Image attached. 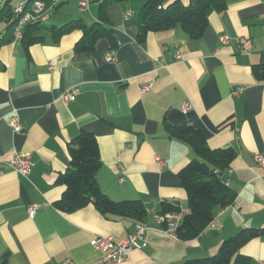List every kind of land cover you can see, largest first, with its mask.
<instances>
[{"label": "crops", "instance_id": "0c3cea01", "mask_svg": "<svg viewBox=\"0 0 264 264\" xmlns=\"http://www.w3.org/2000/svg\"><path fill=\"white\" fill-rule=\"evenodd\" d=\"M79 1L61 2L50 18L58 21L53 25L97 22L99 1L89 0L97 5L84 12ZM179 1L187 6L191 0ZM146 2L108 7L115 49L103 38L93 52H76L80 30L58 42L45 36L28 50L15 39L0 47V264H61L65 259L92 264L100 256L91 245L95 237L119 241L139 225L104 216L93 205L72 213L56 208L64 191L58 177L70 167L68 143L81 131L99 143L100 190L112 201H141L147 209L146 246L133 250L123 264H184L216 255L242 229H264V171L255 162L256 154H264V82L252 72L264 52V0H230L223 13L210 14L200 39L176 27L138 43ZM221 37L228 43L222 44ZM243 39L252 42L249 51ZM241 87L244 91L234 95ZM70 90H76L74 100L64 101ZM185 102L189 110L183 109ZM15 110L21 132L11 125ZM167 123L193 124L210 148L231 147L238 154L224 176L237 192L235 202L219 209L192 240L174 238L154 221L164 203L188 207L179 172L198 157L189 144L169 136ZM14 151L32 155L29 177L8 166ZM32 204L42 205L33 218ZM230 264H264V236L243 246Z\"/></svg>", "mask_w": 264, "mask_h": 264}, {"label": "trees", "instance_id": "16d2710c", "mask_svg": "<svg viewBox=\"0 0 264 264\" xmlns=\"http://www.w3.org/2000/svg\"><path fill=\"white\" fill-rule=\"evenodd\" d=\"M98 1L100 4L98 20L91 26L84 24L81 19L59 27L47 26L44 24L47 21H32L25 24L21 42L28 50L30 46L41 43L45 36H51L58 42L64 35L80 30L82 36L76 43V52H93L98 41L103 38L109 39L112 49L117 48L114 30L108 17V7L127 0ZM229 1L191 0L189 5L185 6L179 0H147L142 10L137 41L144 43L150 33L169 31L176 27L182 28L190 38L200 39L209 25L210 14L214 11L223 13ZM60 6H57L55 11ZM14 7L9 0L3 11H0V20L6 24L5 31L0 32V47L14 39V24L10 23ZM252 72L256 81L264 82V52L262 61L253 66ZM166 129L170 137L189 144L198 155L179 172L188 196L190 213L185 216L178 230V238L192 240L205 231L219 209H224L235 202L237 192L226 184L224 176L238 154L231 147L210 148L204 135L193 124L173 126L167 123ZM68 152L70 167L67 172L59 175L57 180L64 186L60 199L55 203L57 209L64 213H72L93 205L104 216H118L139 224H144L148 220L147 209L141 201L115 202L98 187L96 174L102 166V161L95 135L81 131L68 143ZM180 207L164 203L160 214L176 212ZM263 236V228L242 229L235 236L225 240L216 255L190 260L184 264H230L234 255L243 246Z\"/></svg>", "mask_w": 264, "mask_h": 264}, {"label": "built area", "instance_id": "2783aa9c", "mask_svg": "<svg viewBox=\"0 0 264 264\" xmlns=\"http://www.w3.org/2000/svg\"><path fill=\"white\" fill-rule=\"evenodd\" d=\"M9 0H0V11H2ZM64 0H23L15 5L10 23L14 24V39L21 40L23 35V28L25 24L32 21H47L51 18L55 8ZM90 6L89 0L79 1V11L84 12ZM132 12L127 13V17L131 16ZM222 44L228 43L227 37H221ZM243 48L247 51L251 49L252 42L248 39L241 40ZM174 58L179 60L181 53L177 50L174 53ZM108 61H113L114 56L112 54L107 55ZM53 69V66H51ZM152 87V84L144 86L143 90L147 91ZM244 88H238L233 92L234 95L241 94ZM76 96V90H70L63 96L64 101L74 100ZM190 102L183 104L184 110H189ZM11 125L15 132L23 131V127L20 123L17 111L13 112L11 118ZM255 162L258 169L264 171V154H256ZM8 166L15 172L24 177H29L34 164L32 162V155L28 152L14 151L12 158L8 162ZM123 181V179H121ZM42 205L32 204L28 207V213L31 218L35 217L37 210ZM190 213L188 207H180L176 212H168L166 214L157 215L154 217V221L157 225L164 227L165 232L170 236L177 238L178 230L184 222L186 215ZM146 231L147 228L143 224L136 225L134 232L130 233L126 238L119 241L115 240L112 236H97L91 241L92 247L100 254L99 258L93 261L92 264H123L130 258V253L133 250H141L146 246ZM61 264H76L72 259H65Z\"/></svg>", "mask_w": 264, "mask_h": 264}, {"label": "rangeland", "instance_id": "374dc122", "mask_svg": "<svg viewBox=\"0 0 264 264\" xmlns=\"http://www.w3.org/2000/svg\"><path fill=\"white\" fill-rule=\"evenodd\" d=\"M21 1H23V0H12V5H15V4H17V3H19V2H21ZM90 4H91V2H90ZM97 5V2H94L93 4H91V5ZM66 6H69L68 4H66L65 5V7ZM58 21L56 20V19H50V20H48L46 23H44L45 25H47V26H52L54 23L56 24ZM5 29H6V25L5 24H3V25H1L0 26V31L1 32H4L5 31Z\"/></svg>", "mask_w": 264, "mask_h": 264}]
</instances>
